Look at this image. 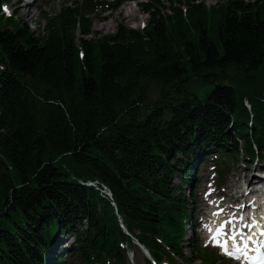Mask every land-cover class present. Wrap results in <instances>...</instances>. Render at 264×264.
Listing matches in <instances>:
<instances>
[{
  "label": "trees",
  "instance_id": "trees-1",
  "mask_svg": "<svg viewBox=\"0 0 264 264\" xmlns=\"http://www.w3.org/2000/svg\"><path fill=\"white\" fill-rule=\"evenodd\" d=\"M184 3L186 17L173 7ZM142 8L147 29L105 35L80 3L37 33L0 16V264H45L59 231L76 263L125 264L120 219L174 262L155 238L182 255L190 157L264 150V0Z\"/></svg>",
  "mask_w": 264,
  "mask_h": 264
},
{
  "label": "rangeland",
  "instance_id": "rangeland-1",
  "mask_svg": "<svg viewBox=\"0 0 264 264\" xmlns=\"http://www.w3.org/2000/svg\"><path fill=\"white\" fill-rule=\"evenodd\" d=\"M15 1L19 2L15 4ZM29 1L32 0H10V2L14 5L15 9L17 10L19 20L21 22H25L33 32L37 33L43 32L46 18L53 17L55 14L59 13L63 8L73 9L77 0H35L32 5L25 6L26 2ZM107 1L113 3L117 0ZM134 1L135 2H123L119 7L115 8L110 12L105 11V13H101L98 15L91 14L90 18H92V31L94 33H97L98 35L114 34L118 25L120 24L131 29H141L142 24H146L149 22L150 15L141 12L140 7L138 6V4L141 3V0ZM226 1L227 0H204L207 6L223 4ZM244 1L251 2L253 0ZM167 6L168 2L166 1L164 3V6L161 8V11L163 14L170 15V12L167 10ZM129 8H132L136 11V15L133 20L126 16V10H128ZM181 8L184 10L185 8H187V5L184 4L183 6H181ZM43 15L46 18H43ZM78 36L80 37V35ZM87 38L92 39L93 35L88 36ZM249 166L252 168L255 166V164L252 163ZM244 170V164L240 161V164L237 167H233L231 169V172L226 179V184L228 186L234 184L238 178V175ZM172 182L174 185L178 184V181L175 178L172 179ZM65 238L66 241L63 247L70 246V243H72V237L65 236ZM190 238V234L187 233L184 237V241H189V243H192ZM61 249L62 247H59V251ZM184 252L188 255L190 254L187 248L184 249ZM141 258L142 254L137 253L135 258V264H143ZM193 264H199V262H195ZM222 264H225V262L222 261Z\"/></svg>",
  "mask_w": 264,
  "mask_h": 264
},
{
  "label": "snow or ice",
  "instance_id": "snow-or-ice-1",
  "mask_svg": "<svg viewBox=\"0 0 264 264\" xmlns=\"http://www.w3.org/2000/svg\"><path fill=\"white\" fill-rule=\"evenodd\" d=\"M5 11H7L6 7ZM214 215H218V213H214ZM239 219L241 221L244 220L243 217ZM235 221L236 217L230 216L227 221L220 223L212 236L213 242L228 256L240 259L242 254L245 259L251 260L252 264H264V254H261V247H264V242L256 240L254 234H245L242 228L235 227ZM252 224H255V221H252L251 224L244 223L243 227L248 228L251 227ZM229 225L233 226L230 235L226 234L224 231L225 227ZM261 236H264V231L261 232ZM222 237H224V239H221ZM229 240H231V249L229 248ZM250 243L258 245L252 249L257 253L255 257L248 255Z\"/></svg>",
  "mask_w": 264,
  "mask_h": 264
},
{
  "label": "bare ground",
  "instance_id": "bare-ground-1",
  "mask_svg": "<svg viewBox=\"0 0 264 264\" xmlns=\"http://www.w3.org/2000/svg\"><path fill=\"white\" fill-rule=\"evenodd\" d=\"M27 6V5H25ZM135 15H136V11L132 8H129L128 10H126V16L129 17L130 19H134L135 18ZM250 170H247L246 173H245V176H246V181H249L250 180Z\"/></svg>",
  "mask_w": 264,
  "mask_h": 264
}]
</instances>
